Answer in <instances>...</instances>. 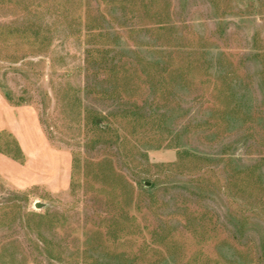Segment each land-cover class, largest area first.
<instances>
[{
    "label": "rangeland",
    "instance_id": "obj_1",
    "mask_svg": "<svg viewBox=\"0 0 264 264\" xmlns=\"http://www.w3.org/2000/svg\"><path fill=\"white\" fill-rule=\"evenodd\" d=\"M0 264H264V0H0Z\"/></svg>",
    "mask_w": 264,
    "mask_h": 264
},
{
    "label": "trees",
    "instance_id": "obj_2",
    "mask_svg": "<svg viewBox=\"0 0 264 264\" xmlns=\"http://www.w3.org/2000/svg\"><path fill=\"white\" fill-rule=\"evenodd\" d=\"M124 2L132 4V0H124ZM141 2H143V1H141ZM148 6H149V4H146L145 7L147 8ZM196 62H199V61H196ZM195 66L196 65H194L193 62H188V63L186 62L181 67H179L178 70H175L176 71L175 73H176V75H178L182 79V81H189V78L192 77V75H193V71L195 70ZM166 71H167V69L164 70V72H166ZM206 80L209 81V79H206ZM215 90H217V89H215ZM219 93H220V96L224 95L223 91H220ZM220 96H219V98H220Z\"/></svg>",
    "mask_w": 264,
    "mask_h": 264
},
{
    "label": "water",
    "instance_id": "obj_3",
    "mask_svg": "<svg viewBox=\"0 0 264 264\" xmlns=\"http://www.w3.org/2000/svg\"><path fill=\"white\" fill-rule=\"evenodd\" d=\"M147 185H149V184H147ZM39 207H40V206L38 205L37 208H39Z\"/></svg>",
    "mask_w": 264,
    "mask_h": 264
}]
</instances>
